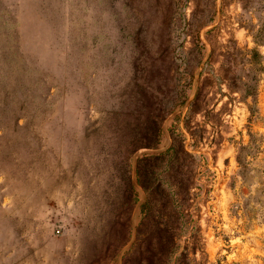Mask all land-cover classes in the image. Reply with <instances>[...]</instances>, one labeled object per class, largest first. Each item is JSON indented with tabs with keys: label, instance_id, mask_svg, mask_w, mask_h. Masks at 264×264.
I'll return each mask as SVG.
<instances>
[{
	"label": "rangeland",
	"instance_id": "374dc122",
	"mask_svg": "<svg viewBox=\"0 0 264 264\" xmlns=\"http://www.w3.org/2000/svg\"><path fill=\"white\" fill-rule=\"evenodd\" d=\"M0 264H264V0H0Z\"/></svg>",
	"mask_w": 264,
	"mask_h": 264
}]
</instances>
